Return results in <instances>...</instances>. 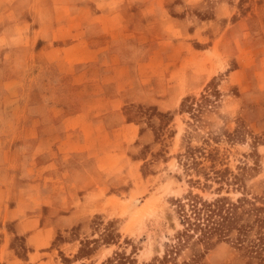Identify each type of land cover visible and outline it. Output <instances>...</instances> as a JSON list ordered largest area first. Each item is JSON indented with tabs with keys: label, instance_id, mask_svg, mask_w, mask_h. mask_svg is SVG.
I'll return each mask as SVG.
<instances>
[{
	"label": "rangeland",
	"instance_id": "1",
	"mask_svg": "<svg viewBox=\"0 0 264 264\" xmlns=\"http://www.w3.org/2000/svg\"><path fill=\"white\" fill-rule=\"evenodd\" d=\"M190 193L247 237L179 264H264V0H0V264H160Z\"/></svg>",
	"mask_w": 264,
	"mask_h": 264
},
{
	"label": "trees",
	"instance_id": "2",
	"mask_svg": "<svg viewBox=\"0 0 264 264\" xmlns=\"http://www.w3.org/2000/svg\"><path fill=\"white\" fill-rule=\"evenodd\" d=\"M240 202H226L223 199H216L213 201L205 200L199 194L190 193L186 199H177V212L181 218L184 228L179 230L175 236V241L170 244L169 249L165 253L162 259L159 258L160 264H166L172 262V264H179L176 259L180 254V251L184 246L189 243L192 238L197 239L200 242L206 244L211 243L210 240L214 235H220V237L226 236L230 232L231 228L238 227L241 237L239 242L245 243L246 236L245 225L240 223V217L238 216V208ZM228 204V205H226ZM264 222V221H263ZM253 242V240H249ZM256 248H264V237L259 238V242H255ZM120 255L119 253H117ZM264 253L261 250H256L252 259H259L260 263H264ZM191 262L184 261V264L200 263L199 258L195 255ZM122 259L125 256L120 255ZM112 262V259H108L106 264ZM258 263V262H257ZM144 264H158L155 262Z\"/></svg>",
	"mask_w": 264,
	"mask_h": 264
}]
</instances>
